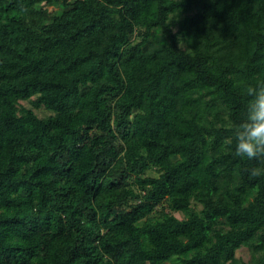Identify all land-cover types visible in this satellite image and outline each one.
I'll return each instance as SVG.
<instances>
[{
    "label": "trees",
    "instance_id": "16d2710c",
    "mask_svg": "<svg viewBox=\"0 0 264 264\" xmlns=\"http://www.w3.org/2000/svg\"><path fill=\"white\" fill-rule=\"evenodd\" d=\"M262 85L264 0H0V264H264Z\"/></svg>",
    "mask_w": 264,
    "mask_h": 264
},
{
    "label": "clouds",
    "instance_id": "9594fccd",
    "mask_svg": "<svg viewBox=\"0 0 264 264\" xmlns=\"http://www.w3.org/2000/svg\"><path fill=\"white\" fill-rule=\"evenodd\" d=\"M254 99L247 108L246 121L234 130L236 155L247 159L264 157V85L249 87ZM264 174V168H253L251 175Z\"/></svg>",
    "mask_w": 264,
    "mask_h": 264
},
{
    "label": "rangeland",
    "instance_id": "374dc122",
    "mask_svg": "<svg viewBox=\"0 0 264 264\" xmlns=\"http://www.w3.org/2000/svg\"><path fill=\"white\" fill-rule=\"evenodd\" d=\"M20 105H22L23 107H26V108H32V105L29 102H27V101L26 102L25 101L20 102ZM34 112L39 117H43V116H46L48 114V112L46 110H44L43 108L35 109ZM169 213L172 215L174 220H178V219H182L183 218L181 213L173 212V211H169ZM236 257L238 259H240V260H243V261L247 262L250 259V252L248 251L247 248H240L236 252ZM165 264H170V263H165Z\"/></svg>",
    "mask_w": 264,
    "mask_h": 264
}]
</instances>
